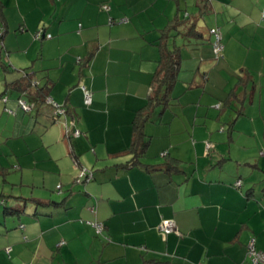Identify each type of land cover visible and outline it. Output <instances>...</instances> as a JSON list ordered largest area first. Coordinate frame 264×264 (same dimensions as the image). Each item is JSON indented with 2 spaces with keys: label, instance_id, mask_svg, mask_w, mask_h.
I'll return each mask as SVG.
<instances>
[{
  "label": "crops",
  "instance_id": "1",
  "mask_svg": "<svg viewBox=\"0 0 264 264\" xmlns=\"http://www.w3.org/2000/svg\"><path fill=\"white\" fill-rule=\"evenodd\" d=\"M0 3V117L18 144L0 160V264L6 248L30 264H252L253 239L264 253V0ZM168 32L180 65L151 105ZM82 169L94 178L79 185Z\"/></svg>",
  "mask_w": 264,
  "mask_h": 264
},
{
  "label": "built area",
  "instance_id": "2",
  "mask_svg": "<svg viewBox=\"0 0 264 264\" xmlns=\"http://www.w3.org/2000/svg\"><path fill=\"white\" fill-rule=\"evenodd\" d=\"M104 8L108 9V6H104ZM119 22H126L127 18L123 17L121 19H118ZM210 33L211 35L214 37L213 40V48H214V52L216 54V56L218 58L220 57H224L223 51H224V44H223V34L222 31L219 27H212L210 29ZM37 38L41 39L43 37H51V34H46V31L44 30V28L39 29V31H37L36 33ZM83 91H84V102L86 105H91L92 101H93V95L92 92L85 86L82 87ZM47 102L49 104H51L54 108H55V118H58L59 115L65 114L66 113V109L61 106L59 103H56L52 98H47ZM20 106L24 108V110L26 111H30L33 107V104L28 103L27 101L20 99L19 100ZM66 131L67 134H69L70 132L73 135H79L80 131L77 128H69L68 126L66 127ZM210 145V144H209ZM264 154V152H262ZM78 165V163H76ZM94 178V175L91 171H87V170H80L78 176H76V181L77 183H83V182H89ZM236 184L238 186H241L242 181L238 180L236 182ZM90 224H92V226H94L96 228V230L101 233L104 229V224L103 223H99V222H95L92 223L90 222ZM158 229L166 234L169 233H178V227H177V223L175 222V220L172 219H164L159 225H158ZM64 241H62L61 243H59V245H63ZM248 255L251 258V263L252 264H264V253L257 250L256 245H255V239L251 240L250 243L248 244ZM201 264V263H198Z\"/></svg>",
  "mask_w": 264,
  "mask_h": 264
},
{
  "label": "trees",
  "instance_id": "3",
  "mask_svg": "<svg viewBox=\"0 0 264 264\" xmlns=\"http://www.w3.org/2000/svg\"><path fill=\"white\" fill-rule=\"evenodd\" d=\"M125 18H127V17H125ZM4 20L5 19H4V15H3V6L0 3V22H2V24H4V22H5ZM127 21H128V18H127ZM116 22H119V21L117 20ZM112 23H115V21L113 20ZM119 23H124V22H119ZM179 26L180 25H177V26L174 27L176 31H179ZM192 30H194V29H191L189 31V33H187V35H191L192 33H194V32H192ZM5 31H6L5 26L4 25H0V48L3 47L2 40H3V34H4ZM169 36H170L169 32L168 33H164V35L160 38L159 43H158V45L161 48V58L159 60L158 69H157V71H156V73L154 75L155 85L153 87V94L151 96V102H150L151 105H153L155 103L161 104V102L162 103L167 102V99H168L167 92L173 86V83L176 80L177 72H178V69H179L180 52H179L178 48H171L169 46V43H168V37ZM23 73L25 75H28L26 73V71H23ZM241 80H243V79L241 78ZM30 84H31V82H30ZM162 88L165 89V91H166L165 94H161V89ZM43 92H44V90H42V91L37 90L35 92V95H33V94H31V95L38 102L41 101V99L44 101V97L42 96ZM160 95H162V96L160 97ZM28 103H30V102H28ZM30 104H32V103H30ZM225 105H226V102H225ZM230 125L233 126V123L230 124ZM137 162L138 161H137V158H136V159L132 160L131 165L132 164H137ZM168 166H169L168 168L171 169V170L174 169V168H177L173 164H169ZM235 186L237 188H239V187L242 186V184H241V186H238L235 183Z\"/></svg>",
  "mask_w": 264,
  "mask_h": 264
},
{
  "label": "rangeland",
  "instance_id": "4",
  "mask_svg": "<svg viewBox=\"0 0 264 264\" xmlns=\"http://www.w3.org/2000/svg\"><path fill=\"white\" fill-rule=\"evenodd\" d=\"M208 16L209 15H207V17ZM4 80H5V75L2 72V69L0 68V92H3L5 90L4 88L2 89V87H1L2 86V82L3 83L5 82ZM21 108L24 110L23 107H21ZM24 111H26V110H24ZM5 122L6 121H4V120L2 121V119L0 117V160L3 161L5 164H7L8 167H10L11 166V162H13V159L10 158V157H8V156H6V154H10V150H12L13 148H16L18 144L16 143V141L14 139H10L9 141H7L8 136L9 135L11 136L12 128H10V126H9V129L6 130V124H5ZM229 125H230V123L227 124V127H226L227 129L229 128ZM78 174H77V176H78ZM4 177H5V175L4 176L3 175H0V191L3 190V186L2 185H4V179H5ZM81 184L82 183H80L79 185H81ZM5 186L7 187L5 189V192H10V190L12 189V185L11 184H6ZM1 211L2 212L4 211V205H1L0 204V212ZM92 223H95V222L93 221ZM91 227H93L94 231L97 233L96 228L94 226H91ZM93 235H95V233H93ZM8 251L9 250L6 248L5 249V254H6L7 260H6V262L1 263V264H30L29 262H27V263H20V260L19 259H15V252H13V253L10 254V251L9 252ZM73 257L79 258L81 260L85 259V256L76 257L75 255H70V257H66V258H67L68 262H72L71 259Z\"/></svg>",
  "mask_w": 264,
  "mask_h": 264
}]
</instances>
